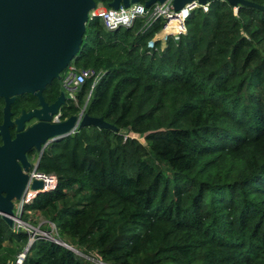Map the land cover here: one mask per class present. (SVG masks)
I'll return each mask as SVG.
<instances>
[{
  "label": "trees",
  "instance_id": "trees-1",
  "mask_svg": "<svg viewBox=\"0 0 264 264\" xmlns=\"http://www.w3.org/2000/svg\"><path fill=\"white\" fill-rule=\"evenodd\" d=\"M247 1L260 8L210 1L162 44L161 19L107 30L87 18L70 65L98 76L70 90L59 119L83 107L113 128L77 127L34 150L56 184L21 219L40 214L105 264H264V0ZM60 90L53 79L43 95ZM26 242L0 217V249ZM21 264L94 263L37 238Z\"/></svg>",
  "mask_w": 264,
  "mask_h": 264
},
{
  "label": "water",
  "instance_id": "water-1",
  "mask_svg": "<svg viewBox=\"0 0 264 264\" xmlns=\"http://www.w3.org/2000/svg\"><path fill=\"white\" fill-rule=\"evenodd\" d=\"M104 2V0H96ZM95 0H0V98L3 100L0 123V217L11 225L12 200L19 199L27 182V171L37 169V160L31 165L26 153L38 154L53 140L65 137L73 128L96 126L113 128L101 117L83 112L59 119V108L70 96L62 89L54 101L47 104L41 92L70 64L76 54L84 32L88 12L95 7ZM140 0H108L113 9L127 7ZM164 0H144V7ZM192 0H171L177 11ZM200 4L213 0H196ZM230 6H252L247 0H223ZM174 15V14H172ZM72 88V87H71ZM73 89V88H72ZM32 94L37 108L21 111L13 121L9 119V105L17 95ZM31 118L35 122L23 128ZM15 125L11 138L8 127ZM30 188L41 192V182L33 180ZM70 250L71 246L63 244Z\"/></svg>",
  "mask_w": 264,
  "mask_h": 264
},
{
  "label": "built area",
  "instance_id": "built-area-1",
  "mask_svg": "<svg viewBox=\"0 0 264 264\" xmlns=\"http://www.w3.org/2000/svg\"><path fill=\"white\" fill-rule=\"evenodd\" d=\"M101 3L103 2H96L95 7L88 12V18L97 17L107 30L117 27H128L137 19H144L143 26L146 28L155 20L161 19L163 24L160 31H164L163 35L162 37L155 36L156 34L154 35V38L160 40V44L164 42V38L167 34L175 36L179 32L183 33L185 31L184 20L189 13L195 9L206 11L209 4V2L200 4L196 0H192L189 3L183 4L177 11H174L171 0H164L161 3L154 2L149 7H144L143 2L139 1L129 4L127 7L119 5L115 9L101 6ZM97 76L98 73L91 68L77 69L69 64L60 73L59 82L62 89H67V96L72 98V92H70L72 88H77L86 78H92L94 80ZM75 130L76 128H73L69 134H72ZM34 164L35 162L31 163V165ZM26 173L27 182L20 198L12 200L13 215L11 216L10 226L13 230L21 229L25 231L27 233V242L22 250L18 251L14 258L11 261H7L5 264H21L28 246L37 238L48 239L61 245L67 244L58 238L55 226L52 223L48 222L49 229L47 230L41 228L40 224L33 226L21 219L23 205L28 203L38 193L36 190L30 188V183L33 180H39L41 182V192L52 190L56 184V177L53 173H44L34 168L29 169ZM74 252L82 255L94 264H105L97 256L84 255L79 253L76 249Z\"/></svg>",
  "mask_w": 264,
  "mask_h": 264
},
{
  "label": "flooded vegetation",
  "instance_id": "flooded-vegetation-1",
  "mask_svg": "<svg viewBox=\"0 0 264 264\" xmlns=\"http://www.w3.org/2000/svg\"><path fill=\"white\" fill-rule=\"evenodd\" d=\"M56 80H59V79H56ZM44 90V89H43ZM43 90H42V92H41V95H42V98H43V101L45 102V103H47V104H49V103H51L50 101H47L46 99H45V97H44V95H43ZM62 90H60L59 91V93L61 92ZM65 95H67V93L65 92ZM30 96H32V101H33V103L29 106V104L27 103V98L28 97H30ZM58 96V95H57ZM56 96V97H57ZM55 97V98H56ZM17 98H19V103L16 105V109L17 108H19V112H18V114L17 115H13V113H12V110H11V105L15 102V100L17 99ZM71 98V97H70ZM2 100V99H1ZM55 100V99H54ZM53 100V101H54ZM67 99H65V101H66ZM37 103H38V100H37V98L34 96V95H32V94H20V95H17L15 98H14V100L10 103V105H9V119L11 120V121H13L16 117H18L19 116V114H20V112L21 111H25V112H27V111H30V110H33V109H35V108H37ZM2 106H3V100H2ZM2 106H1V109H0V112H1V117H0V123H1V120H2ZM35 122V118H31V119H29V120H27V121H25L24 123H23V128L22 129H24V128H26L27 126H29V125H31L32 123H34ZM8 132H9V135H10V137L12 138L13 136H14V133H15V125L13 124V125H11L10 127H8ZM0 143H1V141H0ZM34 153V150H31V151H29V152H27L26 153V158H27V160H28V162L31 164V162H30V157H28V155L29 154H33Z\"/></svg>",
  "mask_w": 264,
  "mask_h": 264
},
{
  "label": "rangeland",
  "instance_id": "rangeland-1",
  "mask_svg": "<svg viewBox=\"0 0 264 264\" xmlns=\"http://www.w3.org/2000/svg\"><path fill=\"white\" fill-rule=\"evenodd\" d=\"M106 5V4H105ZM164 31H160L158 33H156L155 36H161L163 35ZM73 96V94H71ZM36 154H33L30 156V162L33 163L36 160ZM29 220L32 223L31 225H37V224H43L45 221L43 219V217L40 214H34V213H29ZM45 226H42V228ZM26 244V243H25ZM25 246V245H24ZM10 247V245H9ZM12 248V250L10 251L9 249ZM10 248H1L0 249V264H5L7 261H11L15 254L19 251V248L17 246H15L14 244H12V247ZM18 250V251H17ZM17 251V252H16Z\"/></svg>",
  "mask_w": 264,
  "mask_h": 264
},
{
  "label": "crops",
  "instance_id": "crops-1",
  "mask_svg": "<svg viewBox=\"0 0 264 264\" xmlns=\"http://www.w3.org/2000/svg\"><path fill=\"white\" fill-rule=\"evenodd\" d=\"M101 6H105V4L104 3H101Z\"/></svg>",
  "mask_w": 264,
  "mask_h": 264
}]
</instances>
